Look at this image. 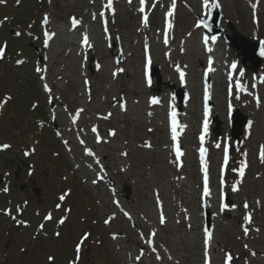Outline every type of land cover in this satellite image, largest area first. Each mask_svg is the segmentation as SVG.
<instances>
[{"label": "rangeland", "instance_id": "1", "mask_svg": "<svg viewBox=\"0 0 264 264\" xmlns=\"http://www.w3.org/2000/svg\"><path fill=\"white\" fill-rule=\"evenodd\" d=\"M22 1L24 4V6L22 5V10L16 7L13 8L17 11L16 20L13 21L11 19L4 21V19L7 16L11 18L7 13L11 11L13 6L19 4V0H5L4 3L7 4V7L0 4V21H4L0 25V46L8 42L5 59L0 60V101L7 95L12 97L8 107L4 109L3 127L1 129L4 133H0V137L5 139V141L11 140L16 152L20 145L31 144V138L43 132L45 137L41 138V146L45 147L43 151L48 155L47 157L44 156V160L54 164L55 158L51 154L53 152L57 154L56 162L60 164V172L56 175V183L59 182L62 192L67 189L72 190L71 203H69L72 207V212L70 219L67 220V216L63 225H60L58 221L60 220L59 218H63L66 215L65 210L61 213V216L58 215L59 220L57 219L51 226H48L45 231V237L39 239L43 241L37 239L38 234L41 232V229L37 228V224L42 221V216L45 212L42 213L40 219L33 217V227L27 233V241L29 242L26 245L27 241H22L17 245V249H14L13 252L12 264H49V256L55 257L53 264H67L69 260L73 261L76 259L75 248L84 233H90V236L82 246L79 264H129L130 261L138 264L134 256H139L141 251L144 253L141 258V264H172V259L177 260L179 257L182 258L183 264L186 259L182 257V252L185 250L192 252L194 264H204L205 246L203 241L205 240L204 229L207 221V205L211 215L212 236L214 232L215 235L217 232L221 240L233 246L235 254L243 253V237L232 224V215L226 214L220 220L215 221L213 208L208 203V200L202 199V195H199L202 193L201 177L203 169L201 164L204 165V163L198 154L201 145L197 137L203 134V110L206 107L207 109L209 108V111L214 110L216 114L214 118H211V126L208 127L207 131L210 138L207 145L210 152L207 153L210 156L208 161L209 163L215 162L218 165L216 172L211 170L214 183L220 182L219 179H221L220 176H222L224 166L225 180L227 182L233 181V187H238L245 194L249 193V201L252 200L251 192L253 190H264V167L261 166L259 161L260 149L261 146H264V109L262 108V105H264V85L262 82V77H264V56L262 67L257 74H254L248 67L244 66L242 62L243 56L238 57L240 52L233 49L226 42L227 40L221 37L217 40H212V42L215 44L216 50L222 49L226 55H221L222 58L218 61V65L215 68L213 67V71L209 72V54L203 56L200 61L194 58L193 51L201 45V38L204 37V32L197 27V23H199L201 18L207 19L210 11L204 7L199 12H196L193 7H191V10L188 9L184 3L192 5L191 0H168L172 5L173 2L177 4V10L175 12V27L166 33L168 37L167 47L157 41L158 38L164 35L163 33H160L158 37L146 33L149 40L146 43H151V48L143 43L135 45V51L144 56H140L135 61L137 62V73L134 78L137 88L145 87L148 91L153 90L156 95L162 97L161 102H165L166 106L169 104L173 105L170 110L172 115L175 112L176 117L180 113L185 120L182 141H178L182 150H186L187 153L184 159L187 163V166H185L186 173L180 169V160L183 159L184 153L182 152L183 155L179 160L176 159V154H174L175 156L171 160L168 152L165 151L167 143L174 149L176 141L166 140L163 128L153 126L154 122L144 119L143 122L138 124L137 121L141 120L142 117L132 110V98L128 95L124 97L123 102H127L126 110H122L121 106L114 108L111 104L109 94L111 93L114 79L121 83H128L129 81L128 77L122 73L114 79L110 75L118 67H127L128 58H126V43L118 36L115 37L114 41L108 43H105L101 38V30H103V33L105 31V22L106 26L111 29L117 25H115L116 19L113 9L106 7L108 0ZM122 1L125 2L124 0ZM216 1L219 3V8L223 15L221 29L226 30L225 34L233 37L229 28L231 24L239 35L253 42H264V40L254 38L256 32L262 35L261 28L257 23V21L259 22L258 17L243 11L239 7L238 0H226L231 13L228 20L225 18L226 12L221 6L223 0H209V5ZM90 3H93L98 8L100 7V9L101 7L107 8L106 18L101 19L95 29L100 35V40L98 42L95 41L93 54L100 68L97 69V64L93 62V58L89 54L86 60H83L78 54H71L70 56V46L64 48V53H57L54 57L55 64L50 65L53 50L50 51L48 47H45L43 37L45 28L49 33L51 32L49 26H45L42 23L44 16L47 15L52 21L53 28L57 29L58 26H62L70 20V14H80V11L76 10L75 7H89ZM172 10L173 7L171 6L170 12ZM173 17L174 15L172 14L170 16L171 21ZM86 18L87 16H84L82 20ZM131 18L126 16L124 29L121 31L124 34H132L135 39L140 35L139 27ZM155 20L157 23L151 25L153 31H159L160 26L164 23L166 27L169 26L168 19L161 15L160 12L156 14ZM78 30H81V27ZM15 31L20 32L17 38L13 36ZM57 31V33L61 32L60 29H57ZM92 31V28H89V32L92 33ZM150 32L152 33V31ZM248 32H250L249 35ZM81 34L77 33L73 36L76 37ZM90 37L93 38L92 35ZM260 37L264 39L263 36ZM103 38L106 39L107 36ZM207 39L212 38L208 36ZM238 43H241V41ZM163 51H172L174 56L183 55V53L186 55L185 65H182L177 60L178 56H175L177 58L174 57L170 62L174 63L172 67L173 75H179L176 70L177 66L185 72V82L192 90L190 93L187 91L184 82L176 81L172 79L171 75L168 76V74L163 72L165 60L161 57V54L159 55ZM149 56L152 57L151 61L156 58V62L151 63L150 66L147 64ZM120 58L122 62L117 64L116 61L120 60ZM231 58L237 60L235 82L242 84L245 81L243 79L250 77V82L248 84L244 83L251 98L250 110L243 102H238L231 98L241 91V89H237L234 83L231 85L230 79L233 72L230 71V68H225L226 63ZM18 60L25 61L17 66ZM68 62L71 63L70 71H66ZM107 64L110 66L109 71L104 67ZM46 65L49 66L52 73H55L50 79V87L52 86L55 89V97L53 96L51 103L49 102V96L43 91V80L41 79V76L46 74V72H36L37 67L45 68ZM247 66H251V63L248 62ZM83 67L85 72H83ZM152 67L157 69V71L152 70ZM221 70L225 71L226 77L221 75ZM241 72L243 75H240ZM86 73L92 82L93 102H91V106L97 110H94L91 120L86 117L79 124L83 125L84 128L85 137H83L84 135L82 136L78 128L79 125L76 126L77 132L74 129L73 117L77 108L81 107L83 102H88L89 100V98L88 100L86 99L89 91H86L82 84L83 79L88 78L84 76ZM65 74H67L66 77L64 76ZM151 74H153V77H151ZM217 74L220 75L218 76ZM47 75L50 76L49 73ZM149 75L152 80L150 86L147 83ZM256 86H259L257 88L258 91L257 89L255 90ZM206 93L209 97L207 104H205ZM190 94L193 98L189 97ZM184 96H188L187 106H190V110L191 106L198 109L197 112L194 109L191 116L188 114L184 115V108L182 110L183 113L178 109L180 105L179 97ZM221 97L222 99L220 100ZM36 102L39 106L33 108V104H36ZM218 102L222 103L221 110H216ZM199 104H203V106L201 107ZM236 108H239L241 115H248L252 122L251 130H245L240 144H237L230 136V116ZM145 111L147 109L144 107L143 114ZM53 112L56 116L55 120L52 119ZM97 113L104 117L108 116V113L112 115L102 120ZM143 114L142 116H144ZM174 119L178 125V118H173V121ZM199 121L201 123L197 126ZM93 122L97 123L98 128L101 129V137L108 141L105 147L107 152L110 153L116 147L121 149L113 154V161L109 165L110 170L106 171L105 174L99 169H95L100 173V178H96L97 184L95 185L90 181L93 172L89 168V165L94 163L90 156L85 155V148L80 144V138H82L88 147H92L94 141L91 138L93 136L91 123ZM218 123L221 124L222 129V135L219 138L215 136L214 132L215 128L218 127ZM136 126L138 127L137 130L134 129ZM178 129L177 132L180 133ZM110 130H114L116 135H109ZM57 133H60V135H57ZM172 135L173 133H171ZM133 136L138 140L143 136L145 140L153 142V145L155 144L154 147L157 146V154L153 155L152 151L138 147L137 141L132 139ZM64 140H68L70 144L65 145L63 143ZM161 143H163V146H158ZM217 144H220L219 148L216 147ZM48 146L53 148V150L50 151ZM103 148L101 147L100 149ZM122 153H127L126 158H124ZM225 154H227V165L224 163ZM118 157L122 159L123 169H128L125 174L119 167L118 160H116ZM244 157L246 162L243 161ZM204 160L207 162L205 157ZM1 161L0 167L2 166ZM166 161L168 162L166 163ZM245 163H247V167L244 168V175L241 177L240 169ZM145 173H148L152 180H161L162 177H167L169 183L167 184V181H165L162 184H158L151 181L150 184H144L142 176ZM254 180L256 183L252 184ZM182 183L185 187L182 186ZM165 186H168L169 190L164 191ZM214 190L215 186H213ZM54 191L56 190L53 189V183L46 186V197L48 195L53 197L57 193ZM255 195L258 194L256 193ZM131 200L136 201L137 204L133 206L136 210H132L129 207L128 202ZM222 200L223 203H227L234 210L233 198L229 195H223ZM158 201L164 202V206H157ZM117 202L121 205L122 210L117 206ZM154 202L156 206L153 205ZM47 204L45 203V205ZM170 205L172 211L169 210ZM50 206L51 204L41 208L46 209ZM38 208H40V204H33L32 216H34V210ZM126 208L130 213L131 219L124 215L127 212ZM161 209L163 214L164 210H169L171 213L172 218L166 226L169 230L174 228L176 222L180 219L183 221L185 216L191 222L190 229L193 232L183 233L184 239L181 245L176 246L172 238L167 237L168 234L165 231L158 237L153 238L151 236L154 231L151 223L158 222L157 218L161 213ZM111 215H113V219L110 220V223L105 224L104 221L109 219ZM242 218L243 216L241 221ZM229 219L232 221L230 222ZM216 222L219 224L218 227H216ZM234 223H236V220H234ZM57 231L60 232L59 236L55 235ZM0 232L2 242L6 241V233L3 230H0ZM42 234L41 236H43ZM113 235H119V238L115 240ZM146 240H152L153 244L145 243ZM128 241L131 243L129 244ZM195 243L196 247L194 246ZM153 246L156 248L155 252L152 251ZM22 248L25 249L22 250ZM178 248L181 251L180 255L179 252H176ZM2 252L6 255L4 249ZM156 254L161 257L160 261L157 259ZM223 256L224 254L221 257ZM218 264H224V262L219 261ZM256 264H264V259L259 258Z\"/></svg>", "mask_w": 264, "mask_h": 264}, {"label": "bare ground", "instance_id": "2", "mask_svg": "<svg viewBox=\"0 0 264 264\" xmlns=\"http://www.w3.org/2000/svg\"><path fill=\"white\" fill-rule=\"evenodd\" d=\"M114 4H113V8L115 9L114 12V17L116 19L115 21V25L113 27V29L109 28V26L107 27V32L103 30H101V38L104 42L108 43L111 41H114L115 37H119L121 40H123L126 43V48H127V58H128V66L125 67L124 66V72L122 74L126 75L128 77V83H121L117 80H114L113 83V87L111 89V93L109 94V97L111 98V104L114 108H116L117 106H120L121 103L123 102L124 96L128 95L130 98H132V103L133 106L131 107L133 111H135L137 114H139L142 119L137 121V123H141L145 120H149L150 122H154L155 124H153V126L158 127V128H163L164 133H165V138L166 140H168L169 138H171L170 133L172 131V127H173V121L171 119V114H170V109L172 108V105H167L165 104V102H161L162 101V97L156 95L153 92L148 91L145 87L143 88H137L136 83H135V75L137 73V62H135L138 58H140V54H138L134 47L135 45H137L138 43H145L144 45H148L151 48V43H146L149 40L147 39L148 35L150 34L151 36H154L153 33H151L148 30V23L145 24L144 21L142 20V15L148 13V8H152V3L147 2L145 0V2L142 4L141 0H131V2H129V0H124L125 2H123L122 0H113ZM251 3L249 5V3ZM238 0L239 3V7L246 12L249 13H254V15L259 13V25L260 23L262 24V26H259L260 28L263 29L264 31V0H258V4L257 7L254 9L252 7L253 3H256L255 0ZM191 3L194 5V8L196 10H201V5L203 3V0H192ZM222 6L224 8V10L226 11V16L230 17L231 13H230V7L228 6V4L226 3V0L223 1ZM144 8V11L141 12L140 9ZM154 9L156 8L158 11H164L166 10L168 7L165 3V1H160L158 4L155 5V7H153ZM76 10L80 11V14H76V13H72L70 14V18L72 19L73 17H76L79 21L81 20V17L87 16V18L85 20L80 21V23L78 25H76L75 27L72 26L71 24V19L68 22H65V24H63L62 26H58L57 29H60V33H55L57 30L52 29V32L55 33V36L49 41V45L48 48L50 51L53 52L51 58H50V65H54V57L57 53H64V48L66 47H71L70 49V56L71 54H78L79 57L83 58V60H86L88 53H90V56L93 58V62H96V58L95 55L93 54V48L95 46V43L98 42V40H100V35L99 33L95 30L97 25H99L100 22V17H101V13L103 12L105 15L107 14L106 10H101L100 7L98 8L97 6H95L93 3H90L89 7H75ZM151 13V12H150ZM93 15H95V19H93ZM104 15V16H105ZM126 16L127 17H132L131 19L133 21H135V23H137L138 27H139V34L141 31L144 32V36H142L141 34L137 36V38H133L132 34H124L121 30L124 29V23L126 22ZM168 16V15H166ZM52 21L49 20V23H51ZM51 27L52 24H50ZM81 27V30L78 32L77 29ZM89 28H92V33L89 32ZM87 33L89 36V40L90 43L92 44L91 48H87L82 44V38H83V34ZM77 33H82L81 35H77L76 37H74L73 35L77 34ZM147 33V34H146ZM157 33V32H156ZM250 34V32H248V35ZM90 35H92L93 38H90ZM104 36H107V38H103ZM260 36H264V32H262V35H260L259 33L255 34L256 38H259ZM96 41V42H95ZM163 43H165V40L163 38ZM54 42H57L55 44H53ZM78 43V44H77ZM77 46V47H76ZM55 47V49H54ZM52 48V49H51ZM209 49H211V51H209ZM201 50V52H200ZM202 53V55H201ZM206 54H210L212 57L214 56V64L213 67H215L218 63V59L221 60V55L225 56L226 53L222 52V51H218L215 49L214 46H212L211 42L209 43V41H207V43H205V41L202 42V47L200 49V46L196 47L195 50L193 51V56L195 59L198 60H202L203 56ZM160 55V53H159ZM161 55H163V57L166 59V62L164 64L163 67V71L164 73L168 74V76L171 75L172 79L176 80V81H184V85L186 86L185 83V78L184 80L180 79L179 75H173V62H169V60L173 59L175 56H178V61L181 62L182 65H185V56L184 53L183 55H173L172 51H169V53L164 52L161 53ZM143 57V56H142ZM155 57V56H153ZM72 58V57H71ZM177 58V57H175ZM154 62L156 61V59L153 60ZM175 62V61H174ZM236 63V61H233L232 59L227 62V67L226 68H231V70L233 69L232 65H234ZM48 70V72L50 73V76H44L46 79L44 80V83H48L50 84L48 81L49 79H52V77L54 76L55 73H52L51 69L49 68V66H45ZM105 68L108 69L110 66L107 64L106 66L104 65ZM71 70V63L68 62V67H66V71H70ZM83 72H85V68L83 67ZM224 75V73H222ZM111 75V74H110ZM65 77L67 76V74L64 75ZM88 78H84L82 81V84L84 85L85 90L91 91V96H87L86 99L88 100V102H83L82 103V107H80L79 109H84L83 112L80 113L79 117L76 119V122H80V121H84L86 119V117L91 116L94 114V110H97L96 108H93L91 106V102H93V92H92V82H91V78L89 77V75L86 73V75ZM134 79V80H133ZM88 81V85L85 84V81ZM250 82V77H247L244 81V83H249ZM262 82L264 85V77H262ZM244 83L243 85L240 86V89H242V91L236 96L234 97L235 101H239V102H245L244 104L248 107V110L251 109V103H250V97L249 94H247V91L244 88ZM223 84V83H222ZM188 92H191V88L188 87L187 88ZM221 93V92H220ZM223 93V92H222ZM53 96L55 95L52 94ZM133 96V97H132ZM152 98H156L160 101L159 104H153ZM218 99V98H217ZM222 99V97L220 98V100ZM122 101V102H121ZM146 101V102H145ZM165 105H164V104ZM125 104V103H124ZM221 102H218V104L216 105V110H221ZM200 105V104H199ZM144 107L147 109V111L144 112L143 114V109ZM188 108V107H187ZM186 108V109H187ZM78 109V110H79ZM196 109L197 112V108L192 107L191 106V110H186L184 111L192 114V111ZM264 109V106H263ZM98 112V111H97ZM101 113V112H99ZM142 114L144 116H142ZM186 114V113H185ZM215 111L211 112V117L215 116ZM102 119L104 120V116H102ZM181 120V126L183 127L184 125V120L183 118L180 119ZM136 123V125H137ZM95 127V126H94ZM97 128V126H96ZM137 126L134 127V129L137 130ZM153 129V128H152ZM80 130H82L81 126H80ZM98 131V130H97ZM100 135V132H99ZM101 137V136H100ZM102 138V137H101ZM133 141H137V145L138 147H141L143 149H146L148 151H152L153 155L157 154V146L154 147L153 142H149L147 140L144 139V137L142 136L141 139H137L135 136H133ZM172 140V138H171ZM94 141L96 142L95 144L92 145V147L90 149H92L95 153L96 156L92 157V160L94 162V166H98V168L101 170V164L103 163L104 166V170L108 171L110 170V163L111 161H113V154L119 152L121 149L120 147H116L114 148L110 153L107 152V150L105 149L107 141H105L103 138L101 139V142H97L96 140V133H95V138ZM151 144V147H146V144ZM84 147H87L85 144H83ZM158 146H163V143L159 144ZM101 147H104L103 149H100ZM89 148V147H87ZM167 150L170 151L171 156H173V151L171 149V146L168 145L167 147H165ZM165 149V151H166ZM113 152V153H112ZM98 159L100 161L99 164L95 163V160ZM116 160H118V164L121 167L122 172L125 174L127 173L128 169H123V162L121 161L122 159L120 157L116 158ZM168 161H166L167 163ZM264 164V163H263ZM168 168V167H167ZM181 169H183L185 171V166H181ZM91 170L94 171V174L92 175V179L95 180V175L97 174L96 171L93 169V164L91 167ZM186 172V171H185ZM187 173V172H186ZM155 179V178H154ZM152 182H156L158 184H162L163 182L167 181L168 182V178L167 177H162L161 180H152V177L149 176L148 173H145L142 176V182L144 184H150ZM256 183V181H252L253 183ZM263 183H264V179H263ZM166 184V185H167ZM234 184V182H229V183H220L217 185V189H220V191H225L227 194L231 195L233 197L234 202L236 203V206H234L235 208L238 209V211L234 210L235 213L232 214V219H233V225L235 227V229L239 231V233L241 235H243L244 238V245L247 244L248 248H245L243 246L242 252L241 254H235V250H233V246L231 244H229L228 242H225L223 240L220 239L219 235L213 236L212 238V242L210 244V248H209V255L211 257V262L212 264H218L219 261H224L225 260V256L221 257L223 254L226 255V253H232L234 256V259L232 261V264H256V262L258 261L259 258L264 259V190L260 189V190H253L251 192V196L252 199L255 201H253L252 205L255 207V211L253 209H250L249 207L246 208V211L243 213V210L241 209V205L244 203H247L249 206V202H248V193L247 194H242L240 193H234L232 191V185ZM182 186L185 187V185L182 183ZM165 190H169L168 186H165ZM218 192V191H217ZM216 191L214 192V194H211L210 197H207L206 199H208V201L210 202L211 206L213 207L215 214H216V219L220 220L221 219V215L223 213V211H221L222 205H221V197L222 194L217 193ZM237 192V191H236ZM216 193V194H215ZM258 195H255V194ZM220 203V204H219ZM137 204L135 200H131L130 202H128V205L130 208H132V210H136L134 209V205ZM161 206H164V202H160L159 203ZM154 206H156L155 202L153 203ZM120 208V205H119ZM169 210L172 211L171 209V205L169 207ZM169 210H164V217H165V223L161 224L160 223V216L157 218L158 222L152 224L154 226V232L156 233V236H159L160 234H163V232L165 231L168 236L167 237H171L172 240L175 242L176 246H179L182 244V240L184 239L183 233L184 232H193L191 228V222L189 221V219L187 218V216H185L184 221H182L179 217V221L176 222V226H174V228L172 229H167V223L171 220V213L169 212ZM128 211V209H127ZM251 214L252 216V220L253 222L249 225V224H245L241 226V217L242 216H246L248 214ZM130 214V213H129ZM133 214V213H132ZM231 214V213H230ZM230 222L232 221L231 219H229ZM234 220H236V223H234ZM238 222V223H237ZM218 222H216V227L219 226V224H217ZM247 226L249 227L250 231L248 233V235L246 236L243 232V227ZM256 229H259V231H256ZM116 237L118 238V236L116 235ZM122 243V242H121ZM128 243L130 244L131 242L128 241ZM213 243V245H212ZM194 246L196 247V243L194 244ZM212 250V253H211ZM176 252H179V255L181 253L180 248H178L176 250ZM252 252H255L256 255L253 256L251 255ZM183 256L186 261L183 262V264H194L193 261V254L190 251H183L182 252ZM176 256V254H174ZM131 257V255H130ZM205 258V256H204ZM136 259V258H135ZM141 260V259H140ZM137 261L138 264L141 261ZM173 262L172 264H182V258L179 257V259H172ZM132 264V263H130Z\"/></svg>", "mask_w": 264, "mask_h": 264}, {"label": "snow or ice", "instance_id": "3", "mask_svg": "<svg viewBox=\"0 0 264 264\" xmlns=\"http://www.w3.org/2000/svg\"><path fill=\"white\" fill-rule=\"evenodd\" d=\"M4 2H5V0H0V3H4ZM49 2H50V0H49ZM129 2H131V0H129ZM144 2H145V0H141V3H142V4H143ZM106 7H107L108 9H113V0H108V3H107V5H106ZM172 7H173V9H175V3H173ZM203 7H204L205 9H208V10L210 11V9H212V8H217V7H219V4H218V3H213V4L209 5V0H203ZM252 7L255 9V8L257 7V4H256V3H253ZM113 11H114V9H113ZM140 11L143 12V11H144V8H141ZM103 15H104V13L102 12V13H101V16H103ZM168 15L171 16V15H172V12H169ZM6 19H7V18H5V20H6ZM93 19H95V15H93ZM3 22H4V21H0V25H2ZM42 23H43V25H45V26L49 23V17H48L47 15L44 16ZM79 23H80V21H79L76 17H73V18L71 19V24H72L73 27H75V26L78 25ZM144 23H145V24L148 23V17H147V16H144ZM257 23H258V21H257ZM171 26H172V25L169 24V27H171ZM204 27H208V25H207V24H204ZM105 32H107L106 22H105ZM17 35H20V33H17ZM44 36H45V39H44V45H45V47H48V45H49V41L55 36V33H54V32H53V33H49V32L47 31V29L45 28ZM213 39H215V37H213ZM165 43H167V40H165ZM205 43H207V39L205 40ZM82 44H83L85 47H87V48H91V47H92V44L90 43V40H89V36H88V34H87L86 32L83 34ZM7 47H8V45H7L6 43L3 44L2 46H0V60H4V59H5V52H6ZM209 51H211V49H209ZM260 54H261L262 56H264V47L261 48V52H260ZM17 63H23V61H19V60H18ZM116 63L119 64V60H117ZM211 63H212V61H211V59H210V60H209V69H208L209 72H211V71L214 70V69L211 67ZM147 64H148L149 66L151 65V58H150V56H149V58H148V60H147ZM96 67H97V69H99V68H100V65L97 64ZM232 67L235 68L236 65L234 64V65H232ZM176 70L179 72L180 79H181V80H184V78H185V72L182 71V70L180 69L179 66H177ZM46 71H47L46 68H41V67H37V68H36V72H37V73H44V72H46ZM123 72H124V68H122V67H118V68H116V70L112 73V76H113V78H115V77H117L120 73H123ZM240 75H243V73L241 72ZM41 79H42V80H45L46 78L42 75V76H41ZM88 83H89V82L86 80V81H85V84L88 85ZM147 83H148L149 86H150L151 83H152V80H151L150 75H149V77H148V79H147ZM43 89H44V91L48 94V96H49V102L51 103L52 99L54 98L53 95H52V93H53V89H52V88L49 86V84L46 83V82L43 83ZM89 96H91V91H90V89H89ZM208 98H209V97H208V95H207V93H206V95H205V104H207V100H208ZM11 99H12L11 96H6L2 101H0V111L3 110L4 106H5V105H6ZM151 102H152L153 104H159V103H160V101H159L158 99H156V98H152V101H151ZM37 106H38V105L33 104V108H36ZM120 106H121L122 110H126V105H125L124 103H122ZM83 111H84V109L81 108V109H79V110L76 112L75 116L73 117V122H74V123H75L76 119L79 117L80 113L83 112ZM208 114H209V109H207V107H206V108H205V120H204V125H203V127H204V132H205V133H207V131H208V119H207ZM111 115H112L111 113H108V116H106V117H104V118L107 119V118L110 117ZM174 117H175V112H173V118H174ZM52 119H53V120L56 119V116H55V113H54V112H53V114H52ZM251 126H252V122L249 121V128H251ZM177 127H178V126H177V124L175 123V119H174V121H173V127H172V133H173V135H172V140H173V141H176V149H175V150H176V159L179 160L180 157L183 155V153H182V151L180 150V145H179V141H178ZM92 131H93L94 133H96V140H97V142H98V143L101 142V139H102V138L100 137L99 132L97 131V128H96V127H93V128H92ZM57 135H60V133H57ZM109 135H111V136H115V135H116V132H115L114 130H110ZM200 139H201V142H203V140H204V136L202 135V136L200 137ZM63 143H64L65 145H67V144H68V141H67V140H64ZM80 144H82V145L85 144V141H84L83 139H81V140H80ZM145 146L150 148V147H151V144L149 143V144H146ZM9 147H10L9 144H3V145H0V148H3V149H7V148H9ZM216 147L219 148V147H220V144H217ZM70 150H71V149H69V151H70ZM32 151H34V149H33ZM84 151H85V155H87V156H90V157H95V156H96V153H95L92 149H90V148L85 147ZM200 152H201V159H202V162L204 163V193H203V194H204L205 197H210V196H211V190H210V188H209L208 168H207V162L204 160V155L206 154L207 149H206V148H201V149H200ZM28 154H30V153H26V155H28ZM122 155H125V156H126L127 153H122ZM259 156H260L261 161L264 162V146H261ZM227 162H228V161H227V154H225V160H224L225 165H227ZM95 163L99 164L100 161H99L98 159H96V160H95ZM77 167H79V165H77ZM89 167H91V165H89ZM246 167H247V163H245L244 166L240 169V175H241V177L244 175V168H246ZM93 183H95V181H93ZM2 190H3V191H7L8 189L5 188V189H2ZM238 190H239V189L236 188V187H233V188H232V191H233V192H236V191H238ZM70 194H71L70 190L67 191V192H64V193L59 197V199H60L61 201H63V200H65V198L68 197ZM58 207H59V205H58ZM228 207H229V205H228L227 203H224V204L222 205L221 211H223L224 209H227ZM233 207H234V206H233ZM248 207H249L248 204L245 203V204H244V208H248ZM18 210H19V209H18ZM69 211H70V210H69ZM5 214L11 216V218H12L13 220H16V223H17L18 226H19V225L28 226V222H27V221L17 219L16 216H12V214H11V209H7V210H5ZM124 215H125V216H128L129 219H131L129 213L125 212ZM66 219H67V216L61 218V219L58 221V223H59L60 225H63V224L65 223ZM111 219H113V217H110L109 219L105 220L104 223H105V224L110 223V220H111ZM45 220H52V215H51L50 213H49L48 215H46V216H45ZM245 221H246V224H249V225L253 222V220H252V216H251L250 213H249L248 215L245 216ZM165 222H166V221H165V217H164V214H163V210L161 209V213H160V223H161V224H164ZM39 228L42 230V229L44 228V224H40V225H39ZM249 231H250L249 227H247V226H244V227H243V232H244V234H245L246 236L248 235ZM256 231H259V229H256ZM204 232H205V240H204V245H205V252H204V256H205V264H212V262H211V257H210V255H209V248H210V243H211V241H212L213 236H212V232H210L207 228L204 229ZM55 235H56V236H59V235H60V232L57 231V232L55 233ZM89 236H90V233H84V235L80 238V241L77 243L76 248H75L76 259L73 260V261H71L70 264H79V261H80V258H81V250H82V246L84 245V242L89 238ZM151 236H152V237H155V236H156V233L153 231V232L151 233ZM115 238H116V236L113 235V239H115ZM145 243H147V244H149V245H152V244H153V241H152V240H146ZM244 247H245V248H248V245L245 244ZM152 251H153V252L156 251V248H155L154 246L152 247ZM143 255H144V253H143V251H141L140 255L136 257V260L139 261ZM251 255L255 256L256 253H255V252H252ZM157 259H160V257L157 256ZM233 259H234V256H233L232 253H230V252H229V253H226V255H225V260H224V264H232ZM54 260H55V257H53V256H49V257H48L49 264H53Z\"/></svg>", "mask_w": 264, "mask_h": 264}, {"label": "flooded vegetation", "instance_id": "4", "mask_svg": "<svg viewBox=\"0 0 264 264\" xmlns=\"http://www.w3.org/2000/svg\"><path fill=\"white\" fill-rule=\"evenodd\" d=\"M44 156V154L37 152L31 160H27L26 156H19L10 160L5 159L6 168L4 172L0 173V176L4 177L0 179V230L6 233V238L8 237L4 242L0 238V248L3 246L4 250L15 245L12 232L5 227V221L9 217L5 214V210L11 206L21 210L28 205L31 198H35L34 191L37 188L43 191L46 176H49L46 174L47 165ZM5 188L8 190L3 191L2 189ZM53 189H56L54 184ZM44 192L43 195H45Z\"/></svg>", "mask_w": 264, "mask_h": 264}, {"label": "water", "instance_id": "5", "mask_svg": "<svg viewBox=\"0 0 264 264\" xmlns=\"http://www.w3.org/2000/svg\"><path fill=\"white\" fill-rule=\"evenodd\" d=\"M258 52V58H260V51H258V48L256 49V53ZM257 67H259V61L257 60V64H256V69ZM247 124V120H244L242 123H241V129L243 128L244 125ZM241 136V131H240V134H239V137Z\"/></svg>", "mask_w": 264, "mask_h": 264}]
</instances>
